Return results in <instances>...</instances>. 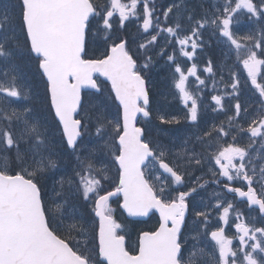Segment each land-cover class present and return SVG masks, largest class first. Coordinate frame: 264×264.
Masks as SVG:
<instances>
[{
  "label": "snow or ice",
  "instance_id": "snow-or-ice-1",
  "mask_svg": "<svg viewBox=\"0 0 264 264\" xmlns=\"http://www.w3.org/2000/svg\"><path fill=\"white\" fill-rule=\"evenodd\" d=\"M198 52L205 78L179 59ZM161 61L182 118L152 94ZM210 184L251 223L198 202ZM0 264H264V0H0Z\"/></svg>",
  "mask_w": 264,
  "mask_h": 264
},
{
  "label": "rangeland",
  "instance_id": "rangeland-1",
  "mask_svg": "<svg viewBox=\"0 0 264 264\" xmlns=\"http://www.w3.org/2000/svg\"><path fill=\"white\" fill-rule=\"evenodd\" d=\"M233 27H234V30H237L239 34H248L249 32L255 30L257 28V25L254 24L252 21L247 20L246 18H241L240 24L239 25L234 24ZM179 59L181 60V59H183V57H180ZM205 59H206V57L204 55H201V60L203 61V64H200V67L197 66L198 75H201V78H205L207 76V73L202 72V69L205 66ZM194 60H195V58H194ZM194 60L188 61L190 63V65H192L194 63ZM164 67L167 69L166 74L172 75L171 70L168 69L166 66H164ZM25 74H26V80H27L28 84H30L31 86L36 88L37 85L35 83H32V81L34 80V75H33V70H32V67L30 65V62L26 63V65H25ZM192 79H195V78L192 77ZM206 83H207V81H206ZM106 88H109V86H107ZM38 90L42 91L40 86H39ZM189 90L194 91L192 81L189 82ZM221 91H223L222 88H221ZM212 92H213V90H212L211 84L209 83L207 88L204 89V98H203V101H201V103L208 105V106H211L214 103L210 99V95L212 94ZM161 93H164V95L166 96V99H163L164 103L168 102L169 96H172L176 101H181V105H178V104L174 105V109H175V111L179 112L183 116L186 109L181 108V107H184V105H183L182 100L179 98L178 90L175 89V87H174V83H173L172 78H169L167 76L165 77V82L163 84V89L161 90ZM14 107H17L19 109L20 105H14ZM162 109L167 110V106L162 105ZM210 114H212V112L209 110L207 112V115H210ZM114 173H116V169H115V167H111L109 175L112 176ZM196 174H197V172L195 173V175ZM198 202H200V201H198ZM151 225H152L151 223L147 226L142 225V227H138V229L140 230L142 228H146V227H149ZM129 233H130V231H129ZM135 243H136V239L131 238V241L129 244L134 246Z\"/></svg>",
  "mask_w": 264,
  "mask_h": 264
},
{
  "label": "flooded vegetation",
  "instance_id": "flooded-vegetation-1",
  "mask_svg": "<svg viewBox=\"0 0 264 264\" xmlns=\"http://www.w3.org/2000/svg\"><path fill=\"white\" fill-rule=\"evenodd\" d=\"M177 150H179V149H177ZM200 174V171H197V174L196 175H199Z\"/></svg>",
  "mask_w": 264,
  "mask_h": 264
}]
</instances>
